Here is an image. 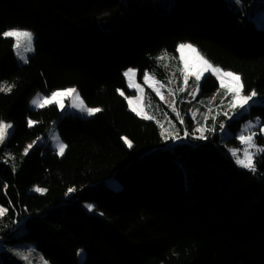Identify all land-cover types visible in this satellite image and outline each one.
<instances>
[{
    "label": "trees",
    "instance_id": "1",
    "mask_svg": "<svg viewBox=\"0 0 264 264\" xmlns=\"http://www.w3.org/2000/svg\"><path fill=\"white\" fill-rule=\"evenodd\" d=\"M254 17L264 20V0H0V33L21 28L36 38L26 63L14 39L0 38V82L15 84L0 93V120L14 124L0 145V207L8 209L0 264H25L13 252L19 244L50 264H264V153L252 172L228 152L244 123H264V104L228 124L233 138L212 122L207 139L181 125L166 138L120 94L130 93L127 68L171 75L161 55L189 42L238 71L245 93L264 97V26ZM72 86L102 111L85 118L58 104L30 108L39 92ZM218 89L207 75L202 93ZM55 122L64 154L43 143L24 153ZM111 178L121 187H109Z\"/></svg>",
    "mask_w": 264,
    "mask_h": 264
},
{
    "label": "rangeland",
    "instance_id": "2",
    "mask_svg": "<svg viewBox=\"0 0 264 264\" xmlns=\"http://www.w3.org/2000/svg\"><path fill=\"white\" fill-rule=\"evenodd\" d=\"M261 8L262 7H259L258 9ZM254 20L257 25L264 26V20L261 19V17H254ZM14 51L17 61L19 63H25L17 56L15 49ZM20 51L22 52L23 50L21 49ZM33 53L25 54L27 56V61ZM199 53L203 55L200 51ZM185 59L188 60V70H185ZM160 60H163L162 63L164 68L170 67L171 75L158 76L157 71L149 70L147 71L148 79L145 80L144 75L140 77L138 69L134 68L136 71L130 74V77H126L130 93H127L125 90H120V94L123 92V96L127 98L131 111L142 118L157 121L164 137H167L174 131L178 133L180 130L179 125H181L185 130L191 126V132L194 133L201 134V129H203V135L211 133L213 130L210 129L209 123L212 122V124L218 129H220L221 124L227 128L229 135L225 136L224 133L219 131L221 137H224L225 139L233 138L234 132L228 126L233 119L230 120L229 117H232L234 112L238 113L241 112V110L239 107L235 109L231 107L230 101L232 100V94L228 91V87L231 83L230 79L228 77H224L223 83H221L220 76L215 73L206 72L200 77L199 81H197L194 73L200 65L195 59V55L189 49H184L183 53L178 50L176 52H166L161 55ZM209 74L219 82V89L215 91L213 95L202 93V82ZM185 77H187V82H185ZM133 85H135V87H133ZM38 94V104L34 106L30 103V108H43L52 104H58H49L44 102L43 97L45 95H49L50 93L46 94L39 92ZM38 94L34 98H36ZM81 98L83 99L84 104L88 107H97L89 106L78 90L77 94L70 97L58 98V100L63 101L64 105L63 109L60 108L61 111L74 115H80L85 118L95 116L96 114L88 116L80 112L78 109L71 107L73 103L80 105ZM257 102H262L264 104V97H260V100ZM41 103L44 104L43 107L39 106ZM225 113H227V115H225ZM5 123L12 124V127L7 130V134L5 135L4 140L0 141V145L8 143L10 134L14 127L12 122ZM242 128L245 129V135H250L251 133H256V135L254 136L252 142L246 144L237 139L238 145L230 146L228 148V152L234 160L235 158L231 151L233 149L238 150L237 155L241 159H244L245 150L250 153H256L258 147H264V123L261 118L244 123L242 127L237 130V136L241 132ZM188 136L184 135L181 141L187 142L189 140ZM61 142L64 143L55 122L52 124L48 135L41 136L30 141L25 147L27 152H25L24 149V153H28L35 145L43 143L45 148L48 146L54 147L59 154V144ZM28 145H32V147L28 148ZM260 154L262 153L256 154L255 157ZM238 166L241 167L240 165ZM107 185L111 188L118 189L121 187V182L116 178H111L107 181ZM88 204L89 203H86L85 207ZM17 251L24 252L28 255V260H24L20 257L25 264H50V262L33 246L19 244L13 248L15 255ZM82 255L83 253L81 252V256Z\"/></svg>",
    "mask_w": 264,
    "mask_h": 264
},
{
    "label": "snow or ice",
    "instance_id": "3",
    "mask_svg": "<svg viewBox=\"0 0 264 264\" xmlns=\"http://www.w3.org/2000/svg\"><path fill=\"white\" fill-rule=\"evenodd\" d=\"M234 2L239 5L242 3V0H234ZM0 38H13L14 39L13 47L16 50V54L25 63L27 62V56L25 54H30V53H33L35 51L34 43H35L36 38H35L34 32H32L31 30L21 29V28H13L11 30H5V31H3V33H0ZM21 49L23 50L22 52L20 51ZM184 49L191 50V52L195 55V59L199 62L200 66L197 68V70L194 73L197 81H199L200 77L206 72L207 73H215L218 76H220L221 83H223L224 77H228L230 79L231 83L228 87V91L232 94V100L230 101L231 107L233 109L239 107V109L241 110V112H238V113L234 112L233 116L229 117L230 120L241 115L248 108L252 107L254 103H256L257 101L260 100V96L255 89L248 90L247 93H245L246 85H245V82H244L241 74H239L238 71H225L223 68H221L219 66H214V64L209 59L205 58V56H203L199 53V50L197 49V47L192 43H180L178 45V48H177L178 51L183 53ZM184 64H185V70H188L189 64H188L187 59L184 60ZM135 71H136V69L129 67V68H127V70H125L123 72V75L125 77H130V74L134 73ZM144 79L145 80L148 79L147 72H145V74H144ZM185 82H187V77H185ZM14 87H15L14 83L9 85L7 81H2V82H0V93L9 94V93H11V91L13 90ZM133 87H135V85H133ZM77 93H78L77 87H75V86L66 87V88H62V89L52 91L49 95H45L43 97V100L45 103H49V104L58 103L60 108L63 109V107H64L63 101L58 100V98H61V97L67 98V97H70V96L77 94ZM121 95H123V92H121ZM38 99H39V94L36 98H33V100L30 101V103L35 106L38 104ZM39 106L43 107L44 104L41 103V104H39ZM71 107L78 109L80 112H82L88 116H92V115L102 111V108H100V107H88L86 104H84L82 98H81L80 105H76L75 103H73L71 105ZM225 115H227V113H225ZM35 123H37V122L33 121L31 119L28 120L29 126H32ZM249 123H251V122H249ZM11 127H12V124L5 123L3 120H0V141L4 140V137L7 134V130ZM200 131H201V135L197 138L198 139H207V136L203 135V129H201ZM220 131L222 133H224L225 136L229 135L227 128L223 124H221V126H220ZM244 132H245V129L242 128L241 132L238 134V136L236 138L239 139L240 141L246 143V144L249 142H252L256 133H251L250 135H245ZM184 135L188 136L189 133L187 131H185ZM175 138L181 139V137H179V136H177ZM122 139L126 142V146L128 148L133 147V142L131 140H129L127 137H122ZM252 146H254V145H252ZM31 147H32V145H28V148H31ZM67 147H68L67 144L61 142L59 144V150H60L59 154L63 155L64 150ZM231 151H232V154H233V156L236 160V163L238 165L248 169L249 171L255 172L257 169H256L254 157L258 153H264V147H258L256 153H250L249 151L245 150L244 151V159H241L237 155L238 150L233 149ZM25 152H27V149H25ZM36 191L43 192V191H46V189L37 188ZM74 191H76L75 188H69L68 189V193H72ZM68 193H66V195ZM86 207L89 210H92L94 205L88 204V205H86ZM7 210H8L7 208L0 207V215H3ZM16 255L20 256L24 260H28V258H29L28 255L25 254L24 252L17 251Z\"/></svg>",
    "mask_w": 264,
    "mask_h": 264
}]
</instances>
